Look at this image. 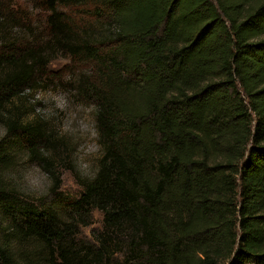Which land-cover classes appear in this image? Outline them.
<instances>
[{
	"label": "trees",
	"instance_id": "trees-1",
	"mask_svg": "<svg viewBox=\"0 0 264 264\" xmlns=\"http://www.w3.org/2000/svg\"><path fill=\"white\" fill-rule=\"evenodd\" d=\"M14 3L0 0V264H264V0H41L40 47ZM56 53L93 73L76 88L102 148L76 198L35 203L5 173L42 136L9 103ZM93 211L102 227L79 241Z\"/></svg>",
	"mask_w": 264,
	"mask_h": 264
},
{
	"label": "rangeland",
	"instance_id": "rangeland-1",
	"mask_svg": "<svg viewBox=\"0 0 264 264\" xmlns=\"http://www.w3.org/2000/svg\"><path fill=\"white\" fill-rule=\"evenodd\" d=\"M40 4L41 0H15L13 4L14 21L35 30V47L47 41L45 18L48 12ZM63 10L77 22L92 20L83 13L82 6ZM18 25L11 29L14 37L31 36ZM49 59L46 74L35 79L31 87L24 86L19 96L9 103L10 108L14 105L20 108L24 120L38 127L41 141L35 153L23 148L17 154L13 169L5 173L7 182L22 197L47 204L79 195L81 182L93 176L102 148L95 121L96 105L76 88L79 78L93 74L91 69L57 53ZM9 114L7 111L6 115ZM4 127L0 120V137L5 133ZM93 212L90 225L76 226L75 238L79 241H88L92 232L102 227L101 214Z\"/></svg>",
	"mask_w": 264,
	"mask_h": 264
}]
</instances>
